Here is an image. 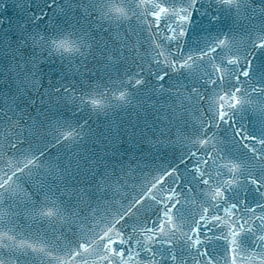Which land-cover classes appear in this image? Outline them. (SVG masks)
Returning a JSON list of instances; mask_svg holds the SVG:
<instances>
[{
	"label": "snow or ice",
	"instance_id": "obj_1",
	"mask_svg": "<svg viewBox=\"0 0 264 264\" xmlns=\"http://www.w3.org/2000/svg\"><path fill=\"white\" fill-rule=\"evenodd\" d=\"M9 9H15V18ZM49 9L63 13L65 25L41 31L39 22ZM249 9L257 11L251 0H63V5L59 0H0V202L12 197L14 184L26 182L44 197L29 198L26 205L39 224L27 247L8 243L18 232L14 222L0 220V264H95L97 258L107 264H264V66L254 63L264 50V33L244 52L230 33L203 40L190 35L198 26L196 17L214 24L222 15L247 17ZM121 28L147 33L143 52L140 42L131 45L127 35L121 38ZM125 49L133 54L135 72L115 78L106 73V83H85L79 91L71 80L64 82L80 76L84 83L85 76H95L89 62L118 66ZM54 56L62 71L45 85L42 65ZM148 77L165 83L176 78L171 89L152 85L168 99L151 106L157 119L183 121L178 141L192 147L178 162L146 171L135 152L120 150L122 140L82 159L48 157L49 145L71 150L85 142L92 115L135 106ZM61 102L71 106L74 123L48 116ZM246 112L260 118L258 134L255 125L249 132L238 123ZM229 133L231 143H241L250 155H234ZM137 135L128 132L129 148H138ZM47 136L51 140L43 147L33 146L34 138ZM165 136L161 129V136L148 142L163 143ZM252 160L261 162L256 170ZM82 172L88 187L76 190V200L89 203L87 212L57 195L61 184ZM136 173L140 179L134 183L143 181L141 190L100 231L99 221L88 228L91 241L77 239L74 224L87 227L100 209L99 203L91 206L90 198L107 199ZM45 225L52 232L40 234ZM64 225L72 228L71 237Z\"/></svg>",
	"mask_w": 264,
	"mask_h": 264
},
{
	"label": "water",
	"instance_id": "obj_2",
	"mask_svg": "<svg viewBox=\"0 0 264 264\" xmlns=\"http://www.w3.org/2000/svg\"><path fill=\"white\" fill-rule=\"evenodd\" d=\"M7 2H10V0H7ZM59 3L63 5V0H59ZM251 4L253 8L257 9V11L255 14L251 12V9L247 11V17H251L250 19L246 16H241L240 19L237 20L232 16L222 15L219 21L210 24L207 17H196L198 26L195 28L194 32L190 33L192 39L196 40L199 38L200 40H203L206 37L210 38L217 34L230 33L231 36L235 38L234 43L236 44V47H238L241 52H244L249 48L252 39L258 34L264 33V11H262L264 10V0H251ZM9 14L15 18V9H9ZM69 15L72 14L69 13ZM76 18V16H72L73 22H75ZM81 23H83V21ZM54 25L64 26L65 17L63 13L49 9L48 16L39 22V29L41 31L46 28L51 29ZM119 31L121 38L125 35L128 36L131 45L140 42L142 44L141 51H144V48L146 47V32L137 29L135 34H130L127 33L124 28H121ZM103 35L107 36V33H103ZM115 47L116 46L113 45L114 49ZM124 53L125 58H121V62L118 66L104 68L103 61L99 62L98 67L95 62H89L88 67L95 71L96 75L85 76L83 78L84 83L81 82L80 76L69 77L64 82L69 83V80H71L77 91H79L85 83H99L103 85L108 79L106 73L115 78L117 76L123 77L125 73L129 71L135 72L136 65L131 58V55L133 54H130L128 49H125ZM254 63L257 67L264 66V50H260ZM42 67L44 69V82L45 85H47L48 79H52L53 81L57 79L63 66L60 60L54 56L50 62L45 63ZM117 67L119 68V71H117ZM148 80L150 83L144 86L143 90L134 98L133 105L135 106L111 109L107 115H92L89 121L91 130L90 132H87L85 142L73 146L71 150L66 149L64 144L55 147L49 145L47 152L48 157L52 160H55L57 156L62 160L67 159L68 157L82 159L85 156L90 157L93 154L102 153L104 150L103 145L122 140L123 143L120 145V150L124 151L127 149L130 155L135 152V154L140 157L142 168L146 171H151L157 165L163 164L164 166H167L170 163L178 162L180 156L186 154L189 148L192 147L191 145L184 143L183 140L178 141V136H180L185 130L183 121L177 120L174 123H169L168 120L164 119L163 115H161L160 119H157L159 113H157V111L151 106H158L159 103H163L168 99L167 92L153 91L152 85L164 83L165 89H171L176 84V78L173 77L171 80H168L167 83L163 81L157 82L154 77H148ZM48 116L54 120L69 119L72 120L73 123L75 122L71 106L65 105L63 102H61L59 108H53L50 110ZM83 116L84 114L81 113L80 117ZM242 116L243 119H240L239 117L237 118L238 123L246 127L249 132L253 131V125H255L258 134L262 125L257 113L246 112L243 113ZM192 118L194 117H190V119ZM43 119L47 120V117H44ZM161 129L167 133V136L161 137L164 142L155 145L150 144L148 142L149 140H155L158 136H161ZM129 131H135L138 133L134 138L139 142L138 148L136 149L128 147ZM49 140H51L50 136L45 137L44 141L36 140L34 138L33 146L35 147L36 145H39L43 147V144ZM25 147H27V145ZM229 147L232 148L234 155L238 157L250 155L247 154V150L243 148L241 143H231V133H229ZM124 159L127 160L128 157L125 156ZM189 163H191V161H189ZM249 163L253 170L259 168L261 164L260 161L255 160L249 161ZM86 166L87 165H85V167ZM133 167H135V162L133 163ZM86 175V173L82 172L76 180L65 181L60 185V191L57 192V195L60 196L66 204L75 205L78 209H82L85 212H87L89 203L85 202L78 204L76 200V190L78 188L88 187V182L85 179ZM139 179V173L134 174L133 180H130L127 186L122 187L118 192H109L107 199L105 200H98L96 197L90 198L89 202L91 203V206L96 207L97 203H99L100 209L98 210L95 219L90 220L87 227L74 224L73 227L76 228L77 232L76 238L91 241L92 236L89 234L88 228L95 227L97 221H99V227L96 228V231H100L104 228L107 220L111 219V216L115 214V210L119 209L121 205L126 206L128 201L141 190L143 181H141V183H134L135 180ZM13 189L12 197L10 199L5 198L0 202V220L14 222L12 226L18 232V236L13 240L8 241V243L17 247H27L29 243H33L36 229L39 228V224L27 214L26 205L30 202L29 198L36 199L38 197L42 200L44 197L43 195L36 193V190L27 182L18 185L14 184ZM192 195L194 196L195 193ZM249 199L251 200V197H249ZM113 201H115V203H113ZM145 203H148V201L146 200ZM109 204H112V207L106 212L105 209ZM188 207L192 208L194 205L189 203ZM109 212L111 215H109ZM89 215L91 216V214ZM63 227L67 236L71 237L73 235L72 228L68 225H64ZM44 231L51 233L52 229L45 225L43 229H40V234H43ZM29 232L33 233L31 237L28 235ZM61 239L63 241V237H61ZM63 243H67V241H63ZM100 243H102V241H100ZM61 246H63V244ZM4 251L6 254L7 250ZM61 260H63V257ZM55 264H60V261L55 262ZM95 264H107V261L97 258Z\"/></svg>",
	"mask_w": 264,
	"mask_h": 264
}]
</instances>
